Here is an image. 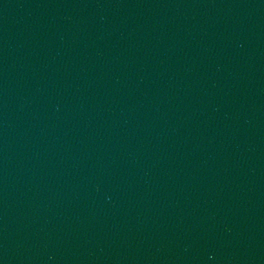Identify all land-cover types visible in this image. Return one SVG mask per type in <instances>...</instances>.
Masks as SVG:
<instances>
[{
  "label": "water",
  "instance_id": "water-1",
  "mask_svg": "<svg viewBox=\"0 0 264 264\" xmlns=\"http://www.w3.org/2000/svg\"><path fill=\"white\" fill-rule=\"evenodd\" d=\"M0 264H264V0H0Z\"/></svg>",
  "mask_w": 264,
  "mask_h": 264
}]
</instances>
